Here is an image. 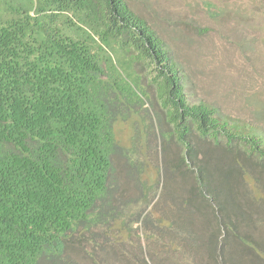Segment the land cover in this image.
Masks as SVG:
<instances>
[{
  "label": "trees",
  "instance_id": "obj_1",
  "mask_svg": "<svg viewBox=\"0 0 264 264\" xmlns=\"http://www.w3.org/2000/svg\"><path fill=\"white\" fill-rule=\"evenodd\" d=\"M138 69L182 146L195 129L264 167L262 129L190 103L179 64L126 0H0V264L61 259L66 233L99 219L113 124L147 97Z\"/></svg>",
  "mask_w": 264,
  "mask_h": 264
},
{
  "label": "rangeland",
  "instance_id": "obj_2",
  "mask_svg": "<svg viewBox=\"0 0 264 264\" xmlns=\"http://www.w3.org/2000/svg\"><path fill=\"white\" fill-rule=\"evenodd\" d=\"M126 2L169 48L190 103L264 132V0ZM136 71L147 97L113 124L99 219L66 233L61 259L38 264H264L262 161L195 129L182 146Z\"/></svg>",
  "mask_w": 264,
  "mask_h": 264
}]
</instances>
